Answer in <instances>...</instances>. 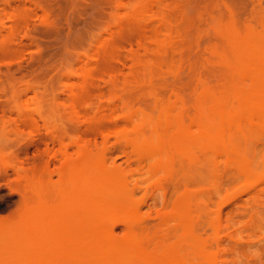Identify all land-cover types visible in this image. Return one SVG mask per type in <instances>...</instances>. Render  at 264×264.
Segmentation results:
<instances>
[{"label": "rangeland", "instance_id": "rangeland-1", "mask_svg": "<svg viewBox=\"0 0 264 264\" xmlns=\"http://www.w3.org/2000/svg\"><path fill=\"white\" fill-rule=\"evenodd\" d=\"M251 36L264 43V0H0V264L21 243L19 264H77L83 242L92 264H264ZM30 219L47 241L23 234Z\"/></svg>", "mask_w": 264, "mask_h": 264}, {"label": "bare ground", "instance_id": "bare-ground-1", "mask_svg": "<svg viewBox=\"0 0 264 264\" xmlns=\"http://www.w3.org/2000/svg\"><path fill=\"white\" fill-rule=\"evenodd\" d=\"M230 29H232V27H230ZM247 29V28H246ZM234 30H236V29H234ZM233 30V31H234ZM238 30V29H237ZM250 31V30H249ZM225 32V31H224ZM233 33V32H232ZM250 33V32H249ZM233 34H235V33H233ZM233 34H232V36H233ZM246 34V33H245ZM239 35V34H238ZM248 35V34H247ZM240 36V35H239ZM236 37V36H235ZM232 39H233V37H232ZM241 39V38H240ZM244 39V38H243ZM235 40L236 39H234V41H233V43L235 42ZM253 41L254 43V45L252 46V48H251V46H250V50H248L249 52H248V54H249V58H250V61L252 62V63H254V65L257 67V68H262V69H264V50H263V45H264V43H263V41L262 42H257L258 41V39L257 38H253L252 36L251 37H249V38H246V40H243V41H241L240 42V46H241V48H243V47H246V44L247 43H249L248 41ZM229 41V40H228ZM235 44V43H234ZM245 45V46H244ZM249 49V48H248ZM242 56V55H241ZM246 61V60H245ZM255 67V68H256ZM262 94V93H261ZM257 96V97H256ZM255 97H247V98H245L244 99V104H243V110H242V113L241 114H239V115H237V116H233V118H234V120L235 121H239L241 118H243L244 116L245 117H247V118H249V119H251L252 117H253V115L255 114V112H256V107H257V105H258V95H256ZM261 98L263 97L264 98V92H263V94H262V96H260ZM259 97V98H260ZM252 98V99H251ZM258 99V100H257ZM262 100V99H261ZM218 103V102H217ZM211 104V103H210ZM181 119V118H180ZM151 121H152V119H151ZM154 121V120H153ZM178 121V120H177ZM201 122V121H200ZM154 123V122H153ZM215 123V122H214ZM137 128H138V126H137ZM136 128V129H137ZM139 129V128H138ZM143 130V129H142ZM157 131V130H156ZM206 134H207V131H206V123H201V126H200V139H203L204 138V136H206ZM243 134V133H242ZM186 135H188V134H185V136ZM243 136V135H242ZM149 137V136H148ZM172 138L174 137V134H173V136H171ZM188 137V136H187ZM150 138H151V136H150ZM166 138V137H165ZM171 138V139H172ZM150 140V139H149ZM159 141H161V140H159ZM164 141V140H163ZM173 141V140H172ZM174 141H175V138H174ZM138 148H140L141 150L143 149H147V147H152V146H154V144H149V145H146V144H144V143H140V144H138V145H136ZM224 151L226 152V154L232 159V160H234L235 162H241L242 163V161L241 160H243V152L241 151V149L240 148H238L236 145H234V144H232V143H230V144H228V145H226L225 144V146H224ZM245 156H246V154H245ZM86 170H88V169H86ZM85 173V172H84ZM85 177V176H84ZM83 177V178H84ZM84 181H86V179L84 178L83 179ZM82 181V180H81ZM98 181V180H97ZM80 182V181H79ZM78 182V183H79ZM81 183V182H80ZM79 183V184H80ZM90 184H91V182H90ZM103 184V183H102ZM118 184V183H117ZM100 185V184H99ZM100 187V186H99ZM103 187V186H102ZM112 187H113V183H112ZM110 189H112V188H109V187H105L103 190H101L100 192L99 191H97L99 194V196L100 197H102L101 199H103V201L106 199L107 201H110V199L111 198H113V197H110V195H111V193H112V190H110ZM98 190V189H97ZM97 192H95V193H97ZM125 193V192H124ZM96 196V195H95ZM99 196H97V197H99ZM122 196H127V194H123ZM36 197V196H35ZM47 197V196H46ZM45 197V198H46ZM100 197H99V199L98 200H100ZM44 198V197H43ZM56 198H58V197H56ZM55 198V199H56ZM61 198V197H60ZM122 198H124V197H122ZM39 199V198H38ZM59 199V198H58ZM90 199H92V197L90 198ZM127 199V198H126ZM105 200V201H106ZM56 201V200H55ZM89 201H91V200H89ZM106 201V202H107ZM111 202H113V201H111ZM137 202V200H135L132 196H130L129 197V199H128V204H127V206H128V208H127V210H125V213H123L124 215L126 214L129 218H134L135 216H136V209H137V205H138V203H136ZM51 203V202H50ZM105 203V202H104ZM102 204H103V202H102ZM114 204V203H113ZM113 204H111L110 206H112ZM31 205H32V203H31ZM114 207V206H113ZM124 207H126V205L125 206H123V211H124ZM104 208V207H103ZM109 208V210L106 212L105 210H104V213L106 212V214L105 215H102L101 217H102V222L104 223V221H105V219H106V215L113 209L114 210V208H111L110 209V207H107V209ZM119 208V207H118ZM106 209V208H105ZM96 210V209H95ZM95 210H93L94 212H97V211H95ZM121 210V208L118 210V211H120ZM103 211V210H102ZM47 213H50V212H47ZM103 213V214H104ZM47 215H50V214H47ZM100 215V214H99ZM110 214H108L107 216H109ZM91 216H92V214H91ZM90 216V217H91ZM111 217V216H110ZM46 218V217H45ZM91 219V218H90ZM127 219V218H126ZM138 221V220H137ZM106 222V221H105ZM130 222H132V220L130 221ZM42 221L40 220V219H30L28 222H27V227L25 228V230L23 231V234L24 235H35L37 238H38V240L39 241H42L44 238H45V232H43V229H42ZM103 223H102V225H103ZM104 225H105V223H104ZM132 226V225H131ZM106 228V227H105ZM132 228H134L133 226H132ZM109 229V228H108ZM104 230V229H103ZM47 231V233H48V236H51V237H53L56 233H57V228H54V227H50L48 230H46ZM135 231V230H134ZM111 233V232H110ZM61 234V233H60ZM107 235H111L112 236V234H107ZM106 235V236H107ZM135 235H137L136 234V232H135ZM133 236V235H132ZM51 237H48V238H51ZM106 238V237H105ZM105 238H104V240H105ZM108 238V237H107ZM107 238H106V240L104 241V242H102L101 244H99V247H101V248H97V249H99L100 251H101V253H103V254H107V253H111V256L112 257H115L116 255H117V253H118V251H119V248L117 247V246H115V245H111V244H113V243H109L108 244V241H107ZM111 240L112 239V237H110V238H108V240ZM44 240H46V239H44ZM49 240H51L52 241V239H48V241ZM47 241V240H46ZM106 242V243H105ZM48 243V242H47ZM52 243V242H51ZM100 243V242H99ZM83 244H84V242H83ZM83 244H79V246H78V248L76 249V253H75V249L73 250L74 251V253L76 254V259H77V264H90L91 262H90V255H89V253H88V251H86V248H88V246L86 247V245L88 244H84V246H83ZM48 245V244H47ZM101 245V246H100ZM97 246V245H96ZM28 247V246H27ZM93 247V246H92ZM12 248H13V246H12ZM11 248V249H12ZM23 248H25L24 247V244L23 243H21V245L19 246H17L16 247V250H15V252H13L15 255H16V258H17V260H16V264H19V261H18V255L19 254H22L23 253ZM121 248V247H120ZM8 249V248H7ZM47 252L48 251H50L49 249L50 248H48V246H47ZM89 249V248H88ZM87 249V250H88ZM11 251L12 250H10V249H8V252L9 253H11ZM71 252V251H70ZM7 253V252H6ZM49 254V253H48ZM123 254V253H122ZM25 255V254H24ZM96 256V255H95ZM108 256H109V254H108ZM108 256H107V258H108ZM60 257H62V256H60ZM92 257V256H91ZM96 257H98V256H96ZM125 257V256H124ZM23 258V257H22ZM93 258V257H92ZM102 258H104L103 256L101 257V259ZM106 258V261L108 260ZM110 258V257H109ZM21 259V258H20ZM57 259V258H56ZM58 260H59V256H58ZM93 260V259H92ZM91 260V261H92ZM114 260V259H113ZM112 260V261H113ZM120 260H123V259H120ZM100 261V260H99ZM106 261H104V262H101L100 264H108V261L106 262ZM119 261V260H118ZM175 261V260H174ZM95 262V261H94ZM122 262V261H121ZM54 263H56V261L54 262ZM58 263H59V261H58ZM93 263V262H92ZM91 263V264H92ZM114 263V262H113ZM113 263H111V264H113ZM176 263V262H175ZM179 263H181V261L179 262ZM22 264V263H21ZM95 264H98V263H96L95 262ZM116 264V263H115ZM118 264V263H117ZM122 264V263H121ZM178 264V263H177ZM182 264H184L183 262H182Z\"/></svg>", "mask_w": 264, "mask_h": 264}]
</instances>
